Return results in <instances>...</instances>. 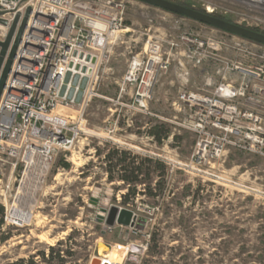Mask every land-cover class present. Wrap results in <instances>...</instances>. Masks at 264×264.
<instances>
[{
	"label": "rangeland",
	"instance_id": "1",
	"mask_svg": "<svg viewBox=\"0 0 264 264\" xmlns=\"http://www.w3.org/2000/svg\"><path fill=\"white\" fill-rule=\"evenodd\" d=\"M169 1L211 11L234 24L263 28L262 14L245 0ZM126 3L125 26L132 31L123 33V44L112 45L98 69L97 96L82 112L84 133L71 153L57 154L34 199L29 225L0 226V264L30 259L56 264L48 262L51 248L72 254L64 253L65 264H101L106 259L108 264H264V160L229 150L218 161L199 163L195 136L179 126L184 114L173 106L181 87L178 56L168 43L181 34L204 41L229 37L138 1ZM147 40L160 41L170 62L157 76L144 114L132 107L133 89L121 92L120 86L132 57L143 51ZM201 77L202 70H191V90ZM62 114L78 118L76 112ZM158 124L168 132L160 144L149 135ZM113 148L163 166L149 167V181L139 178L151 186L153 195L139 187L145 193L122 204L124 184L117 173L113 182L107 181L102 161ZM156 182H161V190L154 188ZM15 190L5 197L11 200ZM119 210L133 213V227L111 221L113 211Z\"/></svg>",
	"mask_w": 264,
	"mask_h": 264
},
{
	"label": "built area",
	"instance_id": "2",
	"mask_svg": "<svg viewBox=\"0 0 264 264\" xmlns=\"http://www.w3.org/2000/svg\"><path fill=\"white\" fill-rule=\"evenodd\" d=\"M250 6L262 14L263 28L248 22L240 26L264 32V0ZM27 9L0 96V204L7 226L18 225L15 210L30 211L33 217L34 199L57 154L76 147L84 133L82 112L97 96L98 69L127 29L126 0H0V19L7 22L0 26V41ZM224 34L229 38L217 41L181 34L168 43L178 56L181 89L173 106L184 114L179 126L194 134L199 163L218 161L229 150L264 160V45ZM169 56L160 41L147 40L132 57L120 90L133 89L132 107L138 112L147 113L153 85L169 68ZM191 70H202L201 83L193 90ZM67 73L87 78L80 104L66 97L70 83L60 96ZM64 111L76 112L78 118ZM14 187L10 200L5 194Z\"/></svg>",
	"mask_w": 264,
	"mask_h": 264
},
{
	"label": "water",
	"instance_id": "3",
	"mask_svg": "<svg viewBox=\"0 0 264 264\" xmlns=\"http://www.w3.org/2000/svg\"><path fill=\"white\" fill-rule=\"evenodd\" d=\"M144 3L149 6H153L164 10L166 12L193 20L195 22L204 24L206 26L215 28L224 33L237 36L249 41L264 45V34L256 32L254 30L245 28L243 26L224 21L217 17H214L207 13H202L193 8H188L180 5L176 2L169 0H134ZM30 14V9H27L23 18L19 23L20 16L17 15L12 24L9 26L6 37L3 41H0V96L3 91L5 81L10 71L13 59L15 57L16 49L20 43L22 33L25 29L27 18ZM19 23V25H18ZM0 26L7 27V22L0 19ZM94 60H92V63ZM84 71V70H82ZM70 83L71 89L67 92V99L73 100L76 104H80L83 96V92L86 88L87 78H79L78 75L71 77L70 73H67L64 86L61 88L60 96L65 93V85ZM75 88L77 91L75 92ZM135 220V216L128 210L113 211L111 221L128 227ZM110 221V222H111ZM92 264H99V262L93 261Z\"/></svg>",
	"mask_w": 264,
	"mask_h": 264
},
{
	"label": "trees",
	"instance_id": "4",
	"mask_svg": "<svg viewBox=\"0 0 264 264\" xmlns=\"http://www.w3.org/2000/svg\"><path fill=\"white\" fill-rule=\"evenodd\" d=\"M180 5H183L185 7L191 8V6L188 3H178ZM202 13H205L201 11ZM219 19H222L227 22H231L229 19L224 17H217ZM256 32L264 34V32H261L258 29H252ZM150 137L152 139L160 144L165 138L168 137V132L165 129V125L158 124L154 127L150 128L149 132ZM175 138V137H173ZM97 157H101V154L97 151L96 152ZM102 161L104 164V171L107 176V181L109 183L113 182L115 180V175L117 173L118 179L123 182L124 188L126 189V194L122 196V204H126L130 197L135 198L136 196L140 195L141 193H147L148 195L152 194V188L145 180H139L140 177H146V181L150 180V166L152 164H155L159 168H163L162 165H160L158 162H154L150 158L145 159H139L136 156H133L131 153L126 151H121L117 148H113L111 151L105 153L102 155ZM65 168H68V164H64ZM141 187L145 192H140L138 188ZM154 188L161 190L162 185L161 182H156ZM2 214H3V207L0 205V226L2 225ZM8 236L5 235L1 238V241L7 240ZM64 253L67 256H71L72 254L70 252H63L60 249H50L49 259L48 262L56 261V264H65V257ZM40 256L42 259H44L45 255L44 253H40ZM13 264H36L32 259L25 261V260H19Z\"/></svg>",
	"mask_w": 264,
	"mask_h": 264
},
{
	"label": "bare ground",
	"instance_id": "5",
	"mask_svg": "<svg viewBox=\"0 0 264 264\" xmlns=\"http://www.w3.org/2000/svg\"><path fill=\"white\" fill-rule=\"evenodd\" d=\"M260 2V0H246L245 2L250 4L251 2ZM72 164L74 166H79V164L75 161H72ZM13 216H14V220L16 221V223L18 224L17 226H19L20 228L24 227V226H28L31 220V213L30 211L24 212V211H19V210H15L13 212ZM41 240H44L45 237L41 236L40 237ZM99 264H100V260H99Z\"/></svg>",
	"mask_w": 264,
	"mask_h": 264
},
{
	"label": "crops",
	"instance_id": "6",
	"mask_svg": "<svg viewBox=\"0 0 264 264\" xmlns=\"http://www.w3.org/2000/svg\"><path fill=\"white\" fill-rule=\"evenodd\" d=\"M131 31H132L131 29L127 28L123 33H129ZM123 37H124V34L122 35L120 41L118 42V44H116V46L123 44Z\"/></svg>",
	"mask_w": 264,
	"mask_h": 264
}]
</instances>
